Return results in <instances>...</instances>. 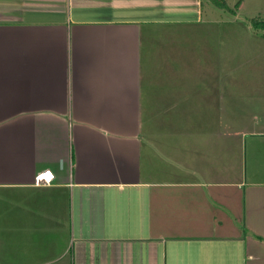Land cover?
<instances>
[{
	"label": "crops",
	"instance_id": "obj_1",
	"mask_svg": "<svg viewBox=\"0 0 264 264\" xmlns=\"http://www.w3.org/2000/svg\"><path fill=\"white\" fill-rule=\"evenodd\" d=\"M144 18L0 0V264H264V115L228 112L213 78L153 95Z\"/></svg>",
	"mask_w": 264,
	"mask_h": 264
},
{
	"label": "rangeland",
	"instance_id": "obj_2",
	"mask_svg": "<svg viewBox=\"0 0 264 264\" xmlns=\"http://www.w3.org/2000/svg\"><path fill=\"white\" fill-rule=\"evenodd\" d=\"M225 1L230 10L212 0H143V85L154 95L158 80L213 78L228 112L264 115V33L252 25L264 21V0ZM155 6L166 22L157 24Z\"/></svg>",
	"mask_w": 264,
	"mask_h": 264
},
{
	"label": "trees",
	"instance_id": "obj_3",
	"mask_svg": "<svg viewBox=\"0 0 264 264\" xmlns=\"http://www.w3.org/2000/svg\"><path fill=\"white\" fill-rule=\"evenodd\" d=\"M213 1V4L220 8V9H229L230 8L228 7L227 3L225 0H212ZM240 4V2H238V5ZM232 12H235V11H232ZM253 27H255L256 30L260 31V32H263L264 33V21H260V19H254L253 20V23H252Z\"/></svg>",
	"mask_w": 264,
	"mask_h": 264
},
{
	"label": "built area",
	"instance_id": "obj_4",
	"mask_svg": "<svg viewBox=\"0 0 264 264\" xmlns=\"http://www.w3.org/2000/svg\"><path fill=\"white\" fill-rule=\"evenodd\" d=\"M55 180V174L51 170L39 172L35 178L36 185L51 184Z\"/></svg>",
	"mask_w": 264,
	"mask_h": 264
}]
</instances>
